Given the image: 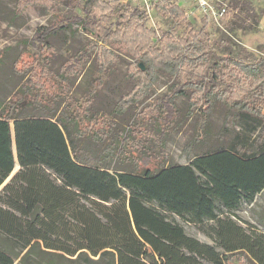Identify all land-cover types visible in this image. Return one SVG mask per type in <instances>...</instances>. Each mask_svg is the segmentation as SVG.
Here are the masks:
<instances>
[{
  "label": "trees",
  "instance_id": "16d2710c",
  "mask_svg": "<svg viewBox=\"0 0 264 264\" xmlns=\"http://www.w3.org/2000/svg\"><path fill=\"white\" fill-rule=\"evenodd\" d=\"M80 1L17 2L18 14L33 7L58 19L33 35L37 53L12 65L22 83L0 97V187L15 170L14 139L21 167L0 191V264H264V233L238 215L264 191V57L251 64L227 55L208 66V21L195 29L175 0L149 1L172 20L168 32L149 29L147 11L131 2ZM219 6L225 25L259 20L245 1ZM72 25L93 39L54 71L50 39ZM126 55L135 83L103 113L95 107L102 76ZM90 62L94 89L78 97L75 81ZM159 72L174 79L169 94L123 127L119 119L153 95ZM188 91L196 132L181 165L169 162L163 139L183 125L175 100ZM217 104L241 126L228 144L209 119Z\"/></svg>",
  "mask_w": 264,
  "mask_h": 264
},
{
  "label": "rangeland",
  "instance_id": "374dc122",
  "mask_svg": "<svg viewBox=\"0 0 264 264\" xmlns=\"http://www.w3.org/2000/svg\"><path fill=\"white\" fill-rule=\"evenodd\" d=\"M82 1V0H81ZM80 1V2H81ZM249 4L250 12L256 14L258 21L251 20L243 27H237L232 23L225 25L223 20L216 17L210 18L204 16L198 11V5L192 0H181L185 10L194 8L196 17H190L195 29H200L203 26V19H207V31L210 34L211 50L208 51V66H211L213 61L224 58L227 55H233L236 58H244L249 63H254V60L264 57V0H240ZM18 0H0V97L13 93V91L22 82L21 78L16 77L12 72V65L20 55H24L23 61H30V51L37 53L30 45V40L33 35L42 26H51L58 17L55 15L46 14L40 8L25 7L22 13H17ZM123 5L131 2L133 7H141L147 11L149 29H159L164 32L172 30V20L163 15L154 4L149 3L147 6L142 0H123ZM178 2V1H177ZM210 5L214 10H219V4H228L229 0H209ZM70 7L64 3L57 4L58 15L63 18L70 16ZM93 37L87 34L83 27L72 25L68 29H62L56 36L50 39V44L55 48V56L53 57V70L57 71L60 65L74 55L76 51L87 45ZM129 56H121L118 63L112 68L110 72L102 76L104 84L98 89L97 100L95 107L100 109L103 113H108L113 110L116 102L130 91L135 83L132 79L127 77V69L130 63H134ZM95 65L90 62L86 65L83 75L75 81L73 87L74 95L78 97L84 96L85 93L93 91L94 79L97 78ZM158 80L152 87L153 95L146 99L141 105L136 108H130L127 113L119 119L123 127H127L134 122L138 113L146 106L153 105L157 99H163L169 94V86L174 82L173 77L158 73ZM190 91L184 96L177 97L175 100L176 106L180 111V120L183 121L181 127L172 130L166 134L163 139L165 143L164 149L169 155L170 163H178L186 165L187 154L184 147L195 136L196 120L193 116H189V95ZM199 115V109L195 111ZM229 108L218 105L210 115L209 119L212 124L213 132H220L226 129V142L232 141L241 132V126L235 122L228 121L226 114ZM153 128V127H152ZM154 131L156 126H154ZM218 143H214L205 147L206 149H214ZM202 148L197 149L194 153H198ZM16 171L19 169L15 166ZM239 217L243 222H240L244 227L247 226L244 222H249L256 227L257 232L264 233V191L258 195L254 204H244L241 211L238 212ZM176 220L184 227L186 234L196 237L201 242L205 241L207 244L214 245L212 240L207 235L191 224H186L182 220ZM19 260H17L18 263ZM231 264H244V261L238 257L233 259Z\"/></svg>",
  "mask_w": 264,
  "mask_h": 264
},
{
  "label": "built area",
  "instance_id": "2783aa9c",
  "mask_svg": "<svg viewBox=\"0 0 264 264\" xmlns=\"http://www.w3.org/2000/svg\"><path fill=\"white\" fill-rule=\"evenodd\" d=\"M146 5L149 4L150 0H142ZM178 1V5L181 6L182 2L181 0H175ZM196 5H198V11L204 14L205 17H207L209 20L212 17H216L218 19H222L225 17L226 14V7L221 8L217 11L214 10L213 6L210 5L209 0H192ZM186 16L188 18L190 17H196L195 9L191 8L187 10Z\"/></svg>",
  "mask_w": 264,
  "mask_h": 264
},
{
  "label": "water",
  "instance_id": "95a60500",
  "mask_svg": "<svg viewBox=\"0 0 264 264\" xmlns=\"http://www.w3.org/2000/svg\"><path fill=\"white\" fill-rule=\"evenodd\" d=\"M141 67L142 69L144 70V66L143 64H141ZM12 137L14 139V125L12 126ZM13 153L15 155V166H17V168H19L17 171H16V168L15 170L13 171V173L4 181V183L1 185L0 187V191L1 189L7 185L9 183V181L15 176V174L21 169L20 165H19V162H18V153H16V142H15V139H14V143H13ZM25 253V252H24ZM17 264V263H16Z\"/></svg>",
  "mask_w": 264,
  "mask_h": 264
},
{
  "label": "crops",
  "instance_id": "0c3cea01",
  "mask_svg": "<svg viewBox=\"0 0 264 264\" xmlns=\"http://www.w3.org/2000/svg\"><path fill=\"white\" fill-rule=\"evenodd\" d=\"M195 238H196V237H195ZM196 239H197V238H196ZM198 240H199V239H198ZM199 241H200V240H199ZM200 242H201V241H200ZM202 242H203V241H202ZM202 242H201V243H202ZM204 243H206V242L204 241Z\"/></svg>",
  "mask_w": 264,
  "mask_h": 264
}]
</instances>
